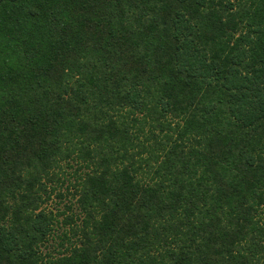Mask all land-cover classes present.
Masks as SVG:
<instances>
[{"label":"trees","instance_id":"1","mask_svg":"<svg viewBox=\"0 0 264 264\" xmlns=\"http://www.w3.org/2000/svg\"><path fill=\"white\" fill-rule=\"evenodd\" d=\"M0 264H264V0H0Z\"/></svg>","mask_w":264,"mask_h":264}]
</instances>
